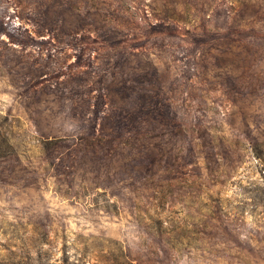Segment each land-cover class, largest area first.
Masks as SVG:
<instances>
[{
	"label": "rangeland",
	"instance_id": "1",
	"mask_svg": "<svg viewBox=\"0 0 264 264\" xmlns=\"http://www.w3.org/2000/svg\"><path fill=\"white\" fill-rule=\"evenodd\" d=\"M0 127L1 220L135 264H264V0H0ZM159 190L197 247L138 221Z\"/></svg>",
	"mask_w": 264,
	"mask_h": 264
},
{
	"label": "trees",
	"instance_id": "2",
	"mask_svg": "<svg viewBox=\"0 0 264 264\" xmlns=\"http://www.w3.org/2000/svg\"><path fill=\"white\" fill-rule=\"evenodd\" d=\"M13 145L5 137L0 127V158L10 154ZM257 158L264 159L261 155ZM264 176V169L262 171ZM255 206H264V188L258 189ZM172 193H155L151 205L144 207L141 202L136 204L137 219H149L151 229L159 233L163 239L177 249L197 247L202 233L200 224L196 223L192 214L183 217L178 212L189 213L187 208L169 210L168 197ZM200 208L202 205H199ZM204 208H213L212 200ZM106 208L118 212V205H105ZM144 208V209H143ZM189 217V219H187ZM32 231L22 223H11L0 219V264H135L126 254L122 244L107 237L74 236L61 230L50 234L43 227L36 225ZM60 255H57V252Z\"/></svg>",
	"mask_w": 264,
	"mask_h": 264
}]
</instances>
